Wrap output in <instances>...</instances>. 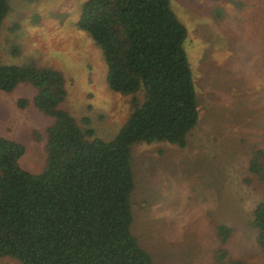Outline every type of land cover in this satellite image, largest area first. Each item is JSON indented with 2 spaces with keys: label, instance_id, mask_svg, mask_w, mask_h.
Wrapping results in <instances>:
<instances>
[{
  "label": "rangeland",
  "instance_id": "rangeland-1",
  "mask_svg": "<svg viewBox=\"0 0 264 264\" xmlns=\"http://www.w3.org/2000/svg\"><path fill=\"white\" fill-rule=\"evenodd\" d=\"M85 1L9 0L0 65L32 60L62 72L67 95L60 108L109 141L142 92L119 94L107 86L101 51L76 26ZM170 3L187 29L183 46L198 120L183 148L165 142L133 146L131 232L153 264H264L247 224L264 196V183L249 171L253 153L264 151V0ZM34 94L22 85L0 90V137L24 146L19 165L30 173L43 169L45 128L52 121L33 107ZM20 99L30 104L21 109ZM260 165L264 169V156ZM220 225L233 229L224 245L216 237ZM220 249L227 252L224 260L214 257ZM0 264L22 263L0 257Z\"/></svg>",
  "mask_w": 264,
  "mask_h": 264
},
{
  "label": "trees",
  "instance_id": "trees-1",
  "mask_svg": "<svg viewBox=\"0 0 264 264\" xmlns=\"http://www.w3.org/2000/svg\"><path fill=\"white\" fill-rule=\"evenodd\" d=\"M9 12V0H0V27ZM76 26L101 51L109 89L141 91L142 100H132L117 134L103 141L60 108L67 95L62 72L32 60L0 65V90L30 86L31 104L52 120L38 173L20 167L22 144L0 137V257L22 264H153L131 232L132 148L155 142L183 148L196 125L198 101L183 46L187 29L170 0H86ZM28 104L18 101L21 109ZM263 156L255 151L249 169L261 183ZM247 224L264 251V196ZM232 232L216 226L222 245ZM219 256L224 260L226 250Z\"/></svg>",
  "mask_w": 264,
  "mask_h": 264
}]
</instances>
